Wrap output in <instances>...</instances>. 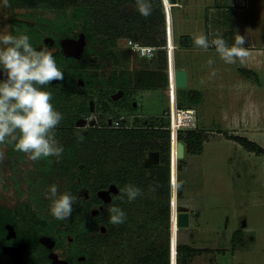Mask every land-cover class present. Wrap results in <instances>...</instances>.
Wrapping results in <instances>:
<instances>
[{"label":"rangeland","instance_id":"374dc122","mask_svg":"<svg viewBox=\"0 0 264 264\" xmlns=\"http://www.w3.org/2000/svg\"><path fill=\"white\" fill-rule=\"evenodd\" d=\"M223 1L217 0V3ZM212 2L213 0H181L172 8V12L167 2L170 40L175 46L171 57L173 102L176 103L175 67H183L188 71L186 87L199 89L203 93L200 102L192 105L198 110L197 128L208 135L201 153L187 151L184 140L173 138L171 170L172 178L177 179V189L173 197V186L171 195L170 234L173 233V245L187 242L197 247L209 248L194 255L190 264H264V153H256L226 135V132L239 134L241 131V134L264 145V56L259 63L261 68L256 69V73H248L246 70L250 68L245 66L246 62L226 64L215 51L207 53L191 49L181 53L177 50L180 48L178 41L181 34L199 32V20H204L208 15L209 22L215 21L212 11L206 8ZM225 2L236 3L235 0ZM259 3L257 14L261 16L257 18H262L259 22L264 24V0H259ZM246 4L247 0L244 5L236 6L244 7ZM172 14L176 21L174 32ZM212 38L214 37L211 36L210 40ZM224 39L230 44V36ZM126 40L127 38L122 40L125 45ZM126 53L129 58L125 60L123 67L133 71L139 69L142 56L134 54L128 48ZM209 60L214 63L209 65ZM242 64L245 65L239 68L238 65ZM111 69L109 65H104L98 72L109 75ZM213 70L216 71L214 77L211 76ZM201 80L205 82L201 83ZM168 87H136L119 99L113 98L112 93L113 102L118 105L116 112L130 117L137 115L141 120L161 117L170 106ZM97 88L103 89L104 85L96 87L95 97L100 96ZM0 150L5 152V159L0 162V175L4 176V181L14 195L20 196L27 192L31 205L48 207L50 200L45 193L50 185L56 184L60 194L67 191L63 176L50 177L47 174L45 177L43 168L46 158L32 162L25 154L21 156L8 153L6 145H0ZM180 164L183 165L182 169H179ZM2 183L3 179H0V187ZM179 183L182 189L180 196ZM184 205L190 207L191 224L187 226H181L180 214L184 211L177 209ZM144 207L142 205L132 209L133 216L136 215L137 218V223L133 226L135 234L129 231L115 239L117 247L123 248L121 254L107 245L102 252L103 262L118 264L121 260L129 259L134 248H139L145 231H150L149 226H138L142 222L140 212ZM154 208V212H157L156 206ZM158 215L163 218L159 212ZM244 225L246 229L242 231ZM153 228L155 230L152 235L164 243L169 235L165 224L157 222ZM236 230L239 231L237 245L234 246L232 237ZM125 239L128 244H125Z\"/></svg>","mask_w":264,"mask_h":264},{"label":"flooded vegetation","instance_id":"af4514ba","mask_svg":"<svg viewBox=\"0 0 264 264\" xmlns=\"http://www.w3.org/2000/svg\"><path fill=\"white\" fill-rule=\"evenodd\" d=\"M93 1L9 0L10 6L0 9V33L27 34L36 50L51 48L64 73L62 81H53L43 89L52 93L51 102L64 117L55 130L63 155L59 161L46 158L43 169L45 177L63 176L66 183L74 179L66 192L77 198L71 217L57 220L50 215L49 206L31 205L27 192L14 195L0 175V264L107 263L102 260V252L109 245L111 225L101 213L119 191H112L111 199L105 201L99 190L115 182L94 189L91 132L102 127L104 121L112 125L118 105L105 96L108 85L89 78L97 59L94 55L103 53L106 46L100 34L94 39V25L89 23L98 21L90 13ZM121 42L118 49H130ZM2 75L0 72V80L4 79ZM101 84L104 88H97L100 96L95 97L94 91ZM6 147L10 154L24 155L11 145ZM74 148L79 149L81 160L75 158L77 151L73 157L68 156ZM94 209L98 211L94 213ZM101 233L105 235L101 237Z\"/></svg>","mask_w":264,"mask_h":264},{"label":"trees","instance_id":"16d2710c","mask_svg":"<svg viewBox=\"0 0 264 264\" xmlns=\"http://www.w3.org/2000/svg\"><path fill=\"white\" fill-rule=\"evenodd\" d=\"M151 3L153 10L151 15L146 18L136 10L135 0H95L92 2L90 13L98 18L96 22L94 20L89 22L94 25L92 33L94 39L97 38L98 34L101 38H105L106 46L104 52L96 56L94 69L89 78L94 83L99 80L104 85H108L105 96L111 100H113L111 94L115 90L117 91V88L129 91L136 87L166 88L169 86L168 54L163 47L167 43L166 11L163 0H151ZM130 37L159 47L155 56L140 57V68L134 71L123 67L125 60L129 58V54L126 53V49H118L120 40ZM178 42L181 47H191L193 36L191 33L181 34ZM130 55L132 56V54ZM104 65L112 67L111 74L104 75L101 73V75L98 72ZM246 71L256 73L252 69ZM202 95L203 93L199 89L180 87L178 88V103L180 106H191L200 102ZM117 114L119 113L116 112L114 115ZM133 119L131 126L122 127H114L104 121L102 127H95L91 132V167L94 189L107 186L112 181L119 188H123L125 184H133L141 188L143 192V195L132 202H128L126 196L123 200L118 199L119 192L101 213L109 220L107 209L113 203L126 213L127 218L123 224L113 225L110 223L109 245L111 249L115 248L120 255L123 248L117 247L115 239L129 231L135 234L133 226L136 225L137 218L136 215L133 216L132 209L145 205L144 210L142 209L140 212L142 222L140 225L138 223V226H149L150 231H145L139 248H134L132 256L127 260L119 261L118 264H171V195L174 186L173 197H175L177 179L173 177L172 183V141L168 126L170 120L165 116V113L161 117L153 116L147 120H141L137 115ZM226 135L256 153H264V145L247 135L228 132ZM178 137L186 142V150L192 153H201L204 142L208 139L206 132L197 127L180 131ZM173 138L174 140L178 139L176 133ZM78 150L74 148L73 151L69 150L67 154L69 157H73L74 152L77 151L76 157H74L81 160ZM152 150L159 151L160 160L157 164L147 165L145 157ZM182 168L183 165L180 164L179 169ZM73 180L67 181V187L71 188L74 185L75 181L73 182ZM178 186V195L180 196L182 194L180 183ZM154 206H156L157 212H154ZM158 212L163 216L162 219ZM157 222H163L168 229L169 235L164 243L159 242L152 235L155 230L153 227ZM238 231L236 230L232 237L234 246L237 245ZM104 235L101 233V237ZM149 240L151 243H148ZM120 244L124 245V243ZM125 244H128L126 239ZM176 247L177 264H190L194 255L209 249L208 247H197L187 242H179L173 245V256H175Z\"/></svg>","mask_w":264,"mask_h":264},{"label":"clouds","instance_id":"9594fccd","mask_svg":"<svg viewBox=\"0 0 264 264\" xmlns=\"http://www.w3.org/2000/svg\"><path fill=\"white\" fill-rule=\"evenodd\" d=\"M9 6V0H0V9ZM135 7L146 18L153 10L151 0H135ZM193 41L195 46L205 51L214 48L218 57L229 65L238 61L244 63L249 56L244 46L246 37L238 33L231 45L220 33H216L211 40L200 33L193 37ZM208 63L211 65L214 61L209 60ZM0 72L4 74V79L0 80V145H11L14 151L25 154L32 162L48 157H56L59 161L64 149L56 138L55 130L64 117L51 102L52 93L43 90L53 81L64 79L53 50L48 47L36 50L27 34L2 32ZM215 75L213 70L211 76ZM204 82L201 80V83ZM4 159L5 152L0 150V162ZM119 192L117 198L123 200L126 196L128 202L143 195L142 189L133 184H125ZM45 196L50 200L51 216L61 221L71 217L73 203L77 199L75 196L67 192L60 194L56 184L48 187ZM107 211L109 223L120 225L126 221V213L114 203Z\"/></svg>","mask_w":264,"mask_h":264},{"label":"crops","instance_id":"0c3cea01","mask_svg":"<svg viewBox=\"0 0 264 264\" xmlns=\"http://www.w3.org/2000/svg\"><path fill=\"white\" fill-rule=\"evenodd\" d=\"M180 1L181 0H179V2ZM225 1L226 0H224L222 3H217V0H213L212 3L206 6L207 10L210 9L212 11L215 17V21L209 22L210 17L206 15L204 20H199V27H198L199 32L198 31L197 32L199 34L200 33L205 34L206 36H208L209 40H210V37L211 36L214 37L216 33L222 34L223 38L230 36L229 45L234 43L235 35L237 33L245 36L247 42L244 46L249 51V56L245 60L246 62L245 64L247 65L242 64V65H238V67L241 68L243 65H245L248 68L256 71V69L261 68L259 66V63L260 61H262L261 58L264 56V24L263 22L262 23L259 22V21H262V18L261 19L257 18L261 16L257 14V9H260L259 0H247L248 4H246V6L244 7L236 6V5L238 4L244 5L245 0H235L236 1L235 4L227 3ZM227 15L229 16L227 17ZM175 22L176 21L173 20V14H172L173 32H174ZM197 32L192 33V36L194 37L195 35H197ZM176 36L177 35H175V37ZM191 49H195L197 51H204L207 53L215 51L214 48H209L207 51H205L204 49L195 46L194 41L191 47H181L180 46V48H178L177 50H180L181 53L182 52L186 53L190 51ZM182 69L188 72L186 68L182 67ZM241 133L243 132L240 131L239 134ZM190 224H191V215H190ZM244 229H246L245 225L241 230L243 231ZM211 249L213 248H210V250Z\"/></svg>","mask_w":264,"mask_h":264},{"label":"built area","instance_id":"2783aa9c","mask_svg":"<svg viewBox=\"0 0 264 264\" xmlns=\"http://www.w3.org/2000/svg\"><path fill=\"white\" fill-rule=\"evenodd\" d=\"M171 6V12H172V7L177 5L179 3V0L177 2H171L170 0H163L164 3V8L166 11V21H167V43L163 46L167 50L168 54V74H169V96H170V106L169 108L165 111V116L168 117L170 120L169 122V128L171 132V141H173V136L176 133V138H178L179 132L183 130H188V129H194L197 127V121H198V110L197 107L194 105L191 106H180L178 103V88H180L177 85V77H176V70H179L180 68L177 69L175 67V83H176V103L174 105L173 103V77H172V69H171V57L172 53L175 51V46L174 44H171L170 40V32H169V17H168V3ZM126 46H128L131 51L138 56L142 57H153L156 55L158 46L152 45V44H147L143 43L140 40H136L133 38H127L126 40ZM182 69V68H181ZM133 124V116H127L124 113H119L117 115H114L112 117V125L114 127H122V126H131ZM173 180V179H172ZM173 183V182H172ZM171 264H177V248H176V253L175 256H173V247H171Z\"/></svg>","mask_w":264,"mask_h":264},{"label":"water","instance_id":"95a60500","mask_svg":"<svg viewBox=\"0 0 264 264\" xmlns=\"http://www.w3.org/2000/svg\"><path fill=\"white\" fill-rule=\"evenodd\" d=\"M171 2H177L178 0H170ZM4 78V75H2ZM176 77H177V85L179 87H186L187 86V72L184 69H179L176 71ZM124 93L123 89H119L116 92L113 93V98L119 99ZM94 104V101H92V106ZM109 122H111V119H109ZM182 143H180V150H182ZM159 151L152 150L148 153V155L145 157V163L147 165L149 164H157L159 162ZM173 179V178H172ZM118 192L119 187L117 184L112 183L110 184V187L107 189H100L99 195L105 200L109 201L111 199V192ZM177 209L183 210L184 212L180 214V223L181 226H187L190 223V207L187 205L179 206ZM98 209H94V213L97 212ZM172 221V218H171ZM172 227V226H171ZM171 247H173V233L171 232Z\"/></svg>","mask_w":264,"mask_h":264},{"label":"bare ground","instance_id":"6f19581e","mask_svg":"<svg viewBox=\"0 0 264 264\" xmlns=\"http://www.w3.org/2000/svg\"><path fill=\"white\" fill-rule=\"evenodd\" d=\"M174 103V102H173ZM174 105H175V103H174ZM174 137V136H173Z\"/></svg>","mask_w":264,"mask_h":264}]
</instances>
